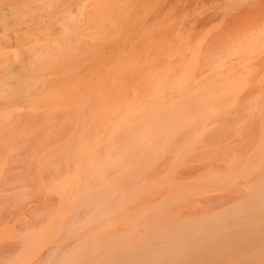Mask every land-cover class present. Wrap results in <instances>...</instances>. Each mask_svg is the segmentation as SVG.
Masks as SVG:
<instances>
[{
  "label": "rangeland",
  "instance_id": "1",
  "mask_svg": "<svg viewBox=\"0 0 264 264\" xmlns=\"http://www.w3.org/2000/svg\"><path fill=\"white\" fill-rule=\"evenodd\" d=\"M151 110L170 116L164 149L105 174L133 191L90 184L85 198L82 168L135 146ZM262 178L264 0H0V264H90L159 242ZM103 201L112 210L89 220ZM233 221L180 240L197 250L188 264H264V224Z\"/></svg>",
  "mask_w": 264,
  "mask_h": 264
},
{
  "label": "bare ground",
  "instance_id": "2",
  "mask_svg": "<svg viewBox=\"0 0 264 264\" xmlns=\"http://www.w3.org/2000/svg\"><path fill=\"white\" fill-rule=\"evenodd\" d=\"M15 15H19V10L16 9ZM37 48L38 47H36V49H32V56L35 57V59L38 60V62L42 63L44 59H47L49 55V51L48 50L45 51V50H41V48L38 49ZM133 112H137V111H133ZM151 113H154L153 114L154 118L150 119L151 125L145 126L143 135L135 140L134 142L135 146L133 143L131 145H127L126 147H124V149L118 152V155L114 160H112L111 158H106L105 160L95 162L93 158H91L88 165L82 168L83 171H81L80 176L81 175L87 176L85 179V183L87 184L86 185L84 184L83 187L85 198H89V195L91 196V192H90L91 189L89 188V185L92 184L94 186L99 185L101 189H104L107 192L108 197L115 199L114 194L118 192L116 191V189H115L116 192L114 191V186L116 182H114V184L113 183L111 184V181L106 182L105 181L106 172L109 169L115 167L116 165L117 166L127 165L128 160H130L132 156L133 157L139 156L140 160L142 161V159L146 157L148 146H150L151 152H157L161 149H164L165 146L164 143L166 139L163 140L161 139L165 138L172 132L171 129L167 126V123L170 121L168 120L170 116L157 114L155 113V110H151ZM132 116H133L132 114H128L125 118V121L129 120ZM204 118L206 119V117ZM162 120H166V122L163 125L155 124ZM190 122H192L191 119L189 123ZM95 181H97L96 184ZM131 190L130 188H125L121 192H118V194L126 195L127 193H130ZM115 205L113 207L116 209L117 206ZM109 210H112L111 204H108L107 201L105 202L103 201L95 207V210L93 211L92 216L89 217V220L92 219L98 220L100 216L106 215V213L109 212ZM211 215H216V216L211 219H209V217H206V218L193 220L192 222L186 221L187 223L178 225V227L174 229L176 230V232H179L177 234H175L176 232L174 234H171L170 232L166 231L164 232L166 234L162 236L154 235L159 242H154V241L148 242L146 239H143L135 247H131L129 249L123 250L122 252L114 253L113 255L106 256L100 261L98 260L89 263L90 264H188L189 259L182 255L195 254L197 250L193 249L191 251H185V249L183 248L185 243L181 242L180 240L186 238L189 239L195 238V236L188 234L191 231L198 229L200 225L206 222L214 221L215 225L219 226L222 219L235 218V221H233V223L230 224L229 227H233L232 231L233 230L240 231L243 230L244 225L248 223L250 220L256 221V222H252L253 225H258L259 223L264 224V178H262L258 183L251 186L249 194H247L244 197V199L239 200L238 202L233 204L230 203L220 208L218 214L214 213ZM251 232L252 231L249 230L245 233V235L250 236ZM103 238H105V240L108 238L107 243H105L104 239L102 241L101 239H98L99 241H97V243H100L103 246H105V245H114L117 242L116 240L119 239L122 240L123 237L114 235L109 237L104 236ZM244 243L245 242L237 243L235 247L240 248L245 245Z\"/></svg>",
  "mask_w": 264,
  "mask_h": 264
}]
</instances>
